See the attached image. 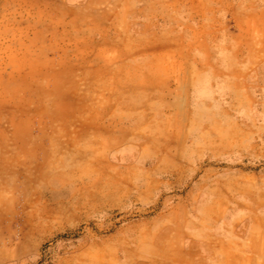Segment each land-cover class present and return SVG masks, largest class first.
Segmentation results:
<instances>
[{"label": "rangeland", "instance_id": "374dc122", "mask_svg": "<svg viewBox=\"0 0 264 264\" xmlns=\"http://www.w3.org/2000/svg\"><path fill=\"white\" fill-rule=\"evenodd\" d=\"M0 264H264V0H0Z\"/></svg>", "mask_w": 264, "mask_h": 264}]
</instances>
